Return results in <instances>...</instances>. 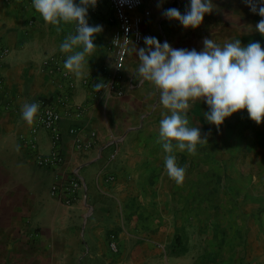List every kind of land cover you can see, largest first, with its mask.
Segmentation results:
<instances>
[{
    "label": "crops",
    "instance_id": "crops-1",
    "mask_svg": "<svg viewBox=\"0 0 264 264\" xmlns=\"http://www.w3.org/2000/svg\"><path fill=\"white\" fill-rule=\"evenodd\" d=\"M170 1L157 7L161 0H143L137 13L144 18V37L198 52L204 38L220 46L240 39L242 46L259 42L264 48V36L255 30L262 17L243 0H213L215 9L196 29L162 15ZM174 2L171 8L181 14L190 7V0ZM97 6L87 15L90 26L102 27L96 47L82 69L72 71L64 67L72 53L62 52L60 45L76 34L74 23L61 22L58 33L32 0H0V46L8 50L1 70L6 94L0 98L5 105H0V264H264V211L258 214L256 199L240 197L264 195V170L257 174V168H249L258 158L264 161V122L252 121L245 109L217 130L203 115L209 110L206 102H192L189 126L198 127L207 143L191 155L176 150L173 142L185 178L180 184L170 179L167 154L158 143L160 121L170 111L160 104L154 85L141 83L138 75L134 49L146 47L144 39L130 49L122 97L94 95L80 83L91 76L103 80L112 68L113 12L106 0ZM48 56L58 57L63 72L77 81L74 88L42 69ZM67 97L83 115L76 119L61 107L64 162L55 171L39 169L31 153L49 154L50 137L44 130L33 132V124L22 119V107L39 98ZM20 135L35 149L21 146ZM89 141L93 145L85 149ZM245 149L254 150L243 159ZM70 176L80 187L75 203L65 206L50 189ZM29 213L40 235L26 244L20 232ZM112 237L117 251L110 247Z\"/></svg>",
    "mask_w": 264,
    "mask_h": 264
},
{
    "label": "clouds",
    "instance_id": "clouds-1",
    "mask_svg": "<svg viewBox=\"0 0 264 264\" xmlns=\"http://www.w3.org/2000/svg\"><path fill=\"white\" fill-rule=\"evenodd\" d=\"M34 9L43 20L56 26L61 32V22L74 23L76 34L68 35L60 45L64 53H72L65 61L68 70L79 71L86 63V56L95 49V36L102 31L99 25L90 26L88 8L95 7L97 0H32ZM126 3L128 0H120ZM254 14L262 19L255 30L264 36V0H243ZM163 3L161 0L157 7ZM216 5L213 0H190L184 14L176 8H168L162 15L176 20L185 28H198L205 14H210ZM146 47L134 51L140 61L138 75L158 90L160 104L170 111L159 125V140L162 143L166 174L180 184L185 178V169L179 167L175 149L196 154L197 145L207 143L198 127H190L187 116L192 102L203 101L208 111L203 115L217 130L225 119L234 113L247 110L249 118L257 124L264 122V48L259 42L241 45L240 39L225 42L223 46L213 39H203V50L175 49L165 41L163 44L151 36L144 37ZM78 48L79 50H75ZM154 49V50H153ZM104 80L93 85L97 92L105 89ZM40 105L25 103L22 119L33 124Z\"/></svg>",
    "mask_w": 264,
    "mask_h": 264
},
{
    "label": "built area",
    "instance_id": "built-area-1",
    "mask_svg": "<svg viewBox=\"0 0 264 264\" xmlns=\"http://www.w3.org/2000/svg\"><path fill=\"white\" fill-rule=\"evenodd\" d=\"M97 0V5H98ZM113 12L111 22L116 25L110 40V52L112 53V68L103 79L107 87L101 92L94 90L93 85L101 79L91 76L81 80V84L90 89L94 95L107 93L117 97L124 95V89L121 84V75L127 63L130 49L140 45L143 42V15L137 13L143 7V0H128L121 3L120 0H106ZM89 7L91 12H95L98 6ZM164 11V10H163ZM89 23V22H88ZM76 28V26H75ZM8 54L7 48L0 46V98H5L6 90L4 86L1 70L4 65L5 58ZM41 67L50 76H58L63 80H68L70 88H74L77 81L71 80V76L63 72L60 60L57 56H48L42 60ZM36 103L40 105L39 112L33 123V132L44 130L49 134L52 150L49 154H40L36 150L31 153V160L35 167L42 170H58L64 162L62 153V133L61 123L63 113L61 107L66 108L67 114L80 119L83 115V108L73 106L68 102V97L62 100L52 98H39ZM1 106H5L0 102ZM248 116V113H247ZM249 117V116H248ZM71 133H75L71 130ZM19 144L25 148L35 149V143L32 140L20 135L18 137ZM93 141H89L84 145L85 149H90ZM80 184L75 176H70L63 181L53 183L50 194L57 197L65 206H71L77 200V194ZM110 247L113 251H117V244L112 237Z\"/></svg>",
    "mask_w": 264,
    "mask_h": 264
},
{
    "label": "rangeland",
    "instance_id": "rangeland-1",
    "mask_svg": "<svg viewBox=\"0 0 264 264\" xmlns=\"http://www.w3.org/2000/svg\"><path fill=\"white\" fill-rule=\"evenodd\" d=\"M176 1V0H175ZM171 2H173V0L170 1V4L168 2V4L166 3L165 7L167 5L171 6V7H174L175 6V2L171 4ZM170 7V8H171ZM88 15H94V12H91L88 8ZM87 16V20L89 19ZM75 24H74V30L76 31V28H75ZM254 149H252L251 151L249 150H244L242 153H241V157L244 159V157L247 156V154H251L252 151ZM253 156V155H252ZM259 157V156H258ZM257 160V159H256ZM244 161V160H243ZM242 161V162H243ZM249 168L250 169H253L255 170L257 168V174L262 172L261 170H264V161L259 159L257 161H252L250 164H249ZM242 199L244 198H249V199H256L257 203L260 204V207L258 208V214L259 215H262L263 214V211H264V195H251V196H245V195H241L240 196ZM32 213H29L28 215L25 216L24 218V224L22 226V232H20L21 234V237L23 239V241H25L24 243L26 244H29V243H34L35 240H37L39 238V235H40V230L39 228H35L32 226Z\"/></svg>",
    "mask_w": 264,
    "mask_h": 264
}]
</instances>
